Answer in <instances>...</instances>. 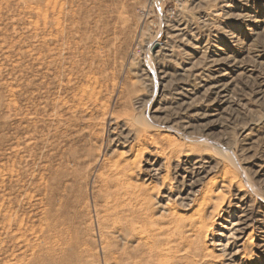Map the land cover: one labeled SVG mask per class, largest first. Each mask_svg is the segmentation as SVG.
<instances>
[{
  "label": "rangeland",
  "instance_id": "1",
  "mask_svg": "<svg viewBox=\"0 0 264 264\" xmlns=\"http://www.w3.org/2000/svg\"><path fill=\"white\" fill-rule=\"evenodd\" d=\"M0 264H264V0H0Z\"/></svg>",
  "mask_w": 264,
  "mask_h": 264
},
{
  "label": "bare ground",
  "instance_id": "2",
  "mask_svg": "<svg viewBox=\"0 0 264 264\" xmlns=\"http://www.w3.org/2000/svg\"><path fill=\"white\" fill-rule=\"evenodd\" d=\"M205 196L203 195V196H201L200 198H198L197 200H196V206H195V208H194V210L192 211V214H193V217L195 216V214H197L198 215V211H199V208L203 205V203L205 202ZM220 211H222V209L220 208L219 210H218V208H215V211H213L212 212V215L213 216H219V214H220ZM196 225L195 224H193L194 226H196L198 229H201V231L199 232V233H201V232H203L205 235H207V233H208V231L210 230L209 229V227H211V223L210 224H208L207 222H205L204 220H203V215H201V214H199L198 216H197V221H196ZM214 223V222H213ZM192 225V226H193Z\"/></svg>",
  "mask_w": 264,
  "mask_h": 264
}]
</instances>
